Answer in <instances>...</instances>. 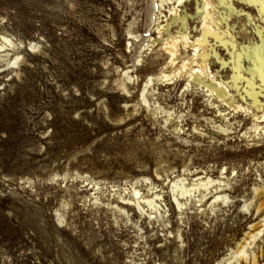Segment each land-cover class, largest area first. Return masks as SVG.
<instances>
[{
    "label": "rangeland",
    "instance_id": "obj_1",
    "mask_svg": "<svg viewBox=\"0 0 264 264\" xmlns=\"http://www.w3.org/2000/svg\"><path fill=\"white\" fill-rule=\"evenodd\" d=\"M175 2L0 0V264H264V129L179 80L142 100ZM231 3L239 43L260 44L256 6ZM197 177L220 182L179 209L173 182ZM154 194L160 217L131 205Z\"/></svg>",
    "mask_w": 264,
    "mask_h": 264
},
{
    "label": "bare ground",
    "instance_id": "obj_2",
    "mask_svg": "<svg viewBox=\"0 0 264 264\" xmlns=\"http://www.w3.org/2000/svg\"><path fill=\"white\" fill-rule=\"evenodd\" d=\"M163 1L161 0V2ZM244 1L256 6L260 19L264 22V0ZM187 2L188 0H176L172 4V8H169V18L165 17L166 19L161 22L158 18L155 27L156 36L152 37L150 41L158 52L166 56L168 61L163 65L157 77L148 78L142 91L143 102L149 104L145 93L152 90L150 86L157 78L164 82V85H170L178 80L183 81L186 84L184 87L186 89L201 88L217 107L222 105L237 113H248L252 116L254 132L260 133L264 129V39L262 36L264 27L257 29L260 44L239 43L227 21L229 16L224 15L221 11L225 7L232 9V0H195L196 7L192 13L186 8ZM192 20L198 23L195 28L196 33L191 26ZM3 40L5 43L0 44L1 52L5 51L7 45H11V42L6 38ZM222 51L227 54L224 56ZM19 59L21 57L17 56L14 61ZM216 62L218 64H215ZM214 64L219 65L217 71L214 70L215 67L213 68ZM224 74H228V77H224ZM123 79L125 78L123 77ZM127 84L126 81L122 82L119 85L120 89L126 91ZM220 128L223 131L226 130L225 127ZM180 129L176 125L173 131L175 133L178 130L176 134L179 135V132L182 131ZM255 138L260 141L264 139V135L259 134ZM158 166L163 167L164 164L160 163ZM219 182L213 181L211 178L199 177L188 185L187 182L179 178L173 182L171 187L173 198L176 199L178 208L181 209L182 205L177 201L175 193L178 195L191 194L200 188L207 190ZM135 194L138 195V193ZM226 196L224 195V198L227 199ZM161 198V194H154L146 199L136 196L130 202L142 213L145 210L142 205H145L156 214L158 213L160 217ZM159 217L156 218L159 219ZM149 218L151 219V217ZM241 253L245 254V251ZM238 257L239 255H231L228 259H224L223 263L231 264Z\"/></svg>",
    "mask_w": 264,
    "mask_h": 264
}]
</instances>
